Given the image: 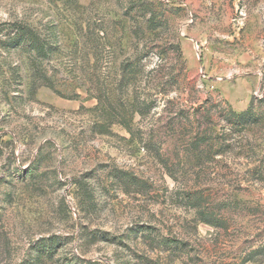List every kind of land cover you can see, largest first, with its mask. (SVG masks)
I'll list each match as a JSON object with an SVG mask.
<instances>
[{
  "label": "rangeland",
  "instance_id": "rangeland-1",
  "mask_svg": "<svg viewBox=\"0 0 264 264\" xmlns=\"http://www.w3.org/2000/svg\"><path fill=\"white\" fill-rule=\"evenodd\" d=\"M0 264H264V0H0Z\"/></svg>",
  "mask_w": 264,
  "mask_h": 264
},
{
  "label": "trees",
  "instance_id": "trees-1",
  "mask_svg": "<svg viewBox=\"0 0 264 264\" xmlns=\"http://www.w3.org/2000/svg\"><path fill=\"white\" fill-rule=\"evenodd\" d=\"M17 30L15 32V37L12 42V44L18 43V42H28L33 48H37L39 51L44 50L43 45H40L39 39L36 36V34L34 33L33 30H31V28L25 26V25H21V24H16L15 25ZM11 45V44H10ZM252 111V107L248 109L247 112L242 113L240 115H237L238 118H245L246 116H248L250 114V112Z\"/></svg>",
  "mask_w": 264,
  "mask_h": 264
}]
</instances>
